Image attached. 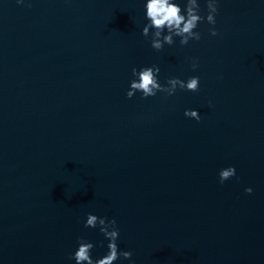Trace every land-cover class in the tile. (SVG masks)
Instances as JSON below:
<instances>
[{
	"label": "water",
	"instance_id": "water-1",
	"mask_svg": "<svg viewBox=\"0 0 264 264\" xmlns=\"http://www.w3.org/2000/svg\"><path fill=\"white\" fill-rule=\"evenodd\" d=\"M216 21L157 51L143 0H0V264H75L78 236L103 255L88 212L135 264H264V0H220ZM152 64L198 91L127 98Z\"/></svg>",
	"mask_w": 264,
	"mask_h": 264
},
{
	"label": "clouds",
	"instance_id": "clouds-1",
	"mask_svg": "<svg viewBox=\"0 0 264 264\" xmlns=\"http://www.w3.org/2000/svg\"><path fill=\"white\" fill-rule=\"evenodd\" d=\"M18 5L31 7V0H16ZM206 12L201 14L200 0H143L145 23L141 29V35L150 40V47L154 50H161L165 45H173L175 38H179L180 45H186L190 40H200L201 33L198 29L200 23L206 22L211 36L218 35L216 16L219 11L220 0H204ZM191 59V68L195 71L199 67L198 58ZM159 66L144 65L139 68L131 69V78L126 90V97L132 98L139 93L141 99L154 97L158 92L172 96L177 89L196 92L199 89L200 77L198 75L189 76L181 79L178 76L168 77L165 83L160 82ZM211 105V101L208 102ZM183 115L199 122L201 115L199 109L186 108ZM236 176V167L228 165L221 167L218 171V182L223 184L225 181ZM244 191L248 194L253 192L251 186L245 187ZM83 220L85 228H98L107 240L106 252L94 258L92 250L93 242L78 236L77 245L74 251L69 253V259L75 264H115L117 260H127L128 264H135L132 260V250H123L117 243L120 229L115 218L98 216L92 212L85 214Z\"/></svg>",
	"mask_w": 264,
	"mask_h": 264
}]
</instances>
